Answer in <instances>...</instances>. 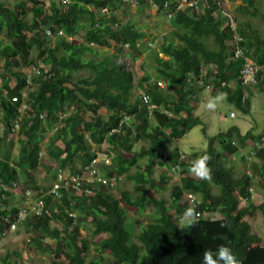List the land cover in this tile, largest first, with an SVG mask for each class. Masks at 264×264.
I'll return each mask as SVG.
<instances>
[{
  "label": "trees",
  "instance_id": "obj_1",
  "mask_svg": "<svg viewBox=\"0 0 264 264\" xmlns=\"http://www.w3.org/2000/svg\"><path fill=\"white\" fill-rule=\"evenodd\" d=\"M131 1L140 9L156 6L165 18L171 15L167 18L171 31L161 38L153 53L155 76H142L137 82L139 90L148 94L149 103L157 107L151 116L139 97L133 98L132 72L117 64V53L101 60L88 58L95 55V48L112 45L118 47L116 52L127 46L131 58L139 54L142 33L113 15L128 4L121 0H69L67 4L15 0L11 7L0 0V183L9 185L20 178L19 200L27 191L40 196L39 192L47 188L36 183L34 171L42 169L46 177L51 176V182L59 169L77 175L97 157L92 145L106 144L110 163L101 161L100 173L107 178L124 176L133 184L134 193L131 196L122 190L114 198L111 191L116 185L114 189L91 187V195L73 190H60L57 198L42 194L49 214L32 216L18 227L29 235L35 252L49 254L51 264H107L97 256L87 260L88 243L80 235L84 222L93 237L105 236L98 241L96 252L108 254V264H200L203 249H214L220 243H227L241 264H264L261 237L245 221L258 209L263 210V206L251 202L252 175L238 177L223 162L224 154L234 155L248 139L256 141L260 137L251 138V132L241 135L235 127L205 137L207 146L199 155L209 157L206 180L187 177L188 166L197 155L179 159L176 147L166 156L160 153L168 140L181 139L199 124V119L192 116L191 103L201 89L222 92L240 112L249 110V101L243 100L244 87L237 80L243 61L232 57L234 34L229 19L233 20L234 14L225 8L223 0H198L197 9L183 10H175L180 0ZM239 1L235 13L258 18L264 28V0ZM27 3L33 14L30 22L25 19ZM104 10L109 15L101 13ZM234 23L237 47L264 69V36L247 20L235 19ZM78 27H83L82 36ZM59 31L63 34L58 35ZM40 63L48 69L39 68ZM24 68L38 69L39 74L31 73L28 82ZM257 80L256 88L264 91V77L259 74ZM198 82L202 85L197 87ZM234 83L237 89L232 92ZM103 110L109 113L107 117L102 115ZM15 123L18 129L14 131ZM44 139L47 142L42 156ZM139 144L145 146L135 150ZM256 155L263 163L262 170L264 152L259 149ZM140 162L142 167L131 172ZM156 166L170 168L171 173L163 172L155 178ZM179 173L184 177L170 187L168 202L150 195ZM185 194L195 197L192 206L180 205ZM240 201H245L244 207H239ZM147 205L154 207V215L144 226L135 221L139 232L134 242V234L126 228V211L139 213ZM193 206L196 223L183 228L180 214ZM10 207L0 190V216L13 221L17 208L8 211ZM71 214L81 218L77 220ZM211 214L218 216L211 218ZM54 223H60L61 228L53 227ZM7 228L1 219L0 240ZM46 239L51 246L43 245ZM0 264L14 262L6 253Z\"/></svg>",
  "mask_w": 264,
  "mask_h": 264
},
{
  "label": "rangeland",
  "instance_id": "obj_2",
  "mask_svg": "<svg viewBox=\"0 0 264 264\" xmlns=\"http://www.w3.org/2000/svg\"><path fill=\"white\" fill-rule=\"evenodd\" d=\"M4 1L11 7L13 6V4H15L14 3L15 0H3V2ZM223 1H224L225 8L234 14V17H233L234 21L235 19L236 21L247 20L251 23V25L254 28L257 29L260 35L264 36V28H263V25L258 20V18L251 17L248 15L241 16L238 13H235L234 11L235 6L241 5V2L239 0H223ZM150 14L151 16H153L154 12ZM32 18H33V14L31 12V6L29 5V3H27L25 19L27 22H30ZM82 29L83 27L77 28L81 36H82ZM69 40L71 39L69 38ZM123 49L126 50V48H123ZM95 50H96L95 55L89 56L88 58H91L93 60H101L103 56H109L115 51L114 48H111V49L95 48ZM139 50H140V46H139ZM153 53L154 51H152V54ZM34 54L35 52L32 50L30 52V57L33 58ZM131 55L132 54H130L128 50L126 52L124 51V53H122V55L117 60L118 61L117 64H122L128 70H131L132 76H133V85H134L133 90H132V96L134 98L138 96L139 88L137 87V82L142 77L141 73L142 71H144V69L140 70V69L135 68L136 67L135 61H129V58ZM38 67L43 68L45 70L48 69V65L42 64V63L38 64ZM32 70H33L32 68L22 69V71L25 72L26 74H30ZM217 96H220V95L218 94ZM222 102L223 100L220 101V105L216 108L215 110L216 113L214 114V117H212V122H210V124L208 121L204 120L201 125L200 124L195 125L194 126L195 128L193 129L191 128L192 130L187 135H185L183 138H181L180 142L179 141L177 142L175 140H168L163 146V148L160 150V153H162L163 156H166L169 152L173 151L174 147H176L178 148V150L180 149L179 151H182L185 154H195L198 156L200 153H202L203 150L206 149V146H207V141L206 139H204V133L208 136H212L220 131H224L225 129H227L228 125L231 123L237 124L238 122H240V127L242 129H248L249 127L252 126L255 128L254 130H257L258 132V128L260 127V123L262 122V118L264 117V105L261 102H258L257 104L256 102H254L249 112L245 114L244 118L241 112L237 110V108H235L232 104L227 105L226 103L224 102L222 103ZM229 111L237 116L236 119L231 120L228 117H226V119L224 118L219 119L218 112H221V113L225 112L226 115H228ZM21 112L24 113L23 109H21ZM108 114L109 113L107 111L105 110L102 111V115L104 117H107ZM12 140H13V146H14L13 149H14L16 148V135L12 136ZM46 142H47V139H44L43 142L41 143V148H42L41 155L42 156H44L43 154H44V147L46 145ZM103 145L99 147H95L94 145H92V150L97 153L99 162L105 160L110 163L109 157L111 155L108 151L109 148L106 144H103ZM141 145L145 146L144 144H139L135 147V150H139V147ZM15 154H16V151L13 150L12 157H15ZM179 154L183 156V158H180V155H179V159H185L183 153H179ZM226 158L224 157L223 162L225 164H228L227 162L228 160ZM254 158H255L254 161L251 160L252 163L254 162L255 164L259 165L258 167H260L261 161L258 160L256 157ZM247 161L250 162L249 160ZM250 165L251 163H247L243 165L236 172V176L241 177L242 175L249 173ZM141 167H142V164L140 162L138 166H134L131 168V172L138 170ZM163 172L171 173V169L167 168L164 170V168H161L160 166H156L153 170L152 176L156 178L160 173H163ZM20 174L21 173H19V175ZM33 175L38 185L44 186L45 188H47V190L49 189V186L51 184V178L49 179V177L51 176L48 175L47 176L48 178H47L45 176V172L42 169H37L36 171L33 172ZM182 177L184 176L181 175V173L173 174V177L169 178V180L166 183V186H164L162 190H158L156 192L150 191V195L153 196L154 198H157V199L161 198V199H164L166 202H168L170 200L169 198L170 187L173 184L179 183ZM187 177L190 179H198V177L192 175L191 173H189ZM119 178L120 180L117 183V187L116 189L111 191V195L114 196V198H118L119 193L122 190L128 191L131 194V196L134 195L133 184L127 179H125L124 176H120ZM19 180L21 181L20 178ZM20 181L18 182L21 184L22 181L21 182ZM254 182L255 183L260 182V183H263V185L259 186L258 190H256V188L251 189V192H250L251 202L253 206H256V207L263 206V210L261 211L258 209L254 217L245 218V221L250 225L252 232L259 235V237H261L262 245L264 246V187H263L264 186V175L262 178L254 179ZM19 183H18V188L15 191V193L17 194L21 192V188H22L19 185ZM47 190H44V191H47ZM212 190L214 193L217 192L215 188H212ZM31 193L33 194V191ZM179 203L182 206H187V202L185 201L184 197L180 200ZM8 204L11 206L16 205L14 198L10 197L8 199ZM245 204H246L245 201H240L239 207L240 208L244 207ZM153 212H154V207L150 205L145 206L144 210L139 213L134 212L133 210H130V209L126 211V228L128 231L130 232L132 231V233L134 234V237L132 238L134 242L136 241L135 235H137L139 232V225H142V226L146 225L150 221V218L154 215ZM209 216H211V218H217L218 215L211 214ZM75 217L77 218V220L81 218L77 214L75 215ZM135 221H137L139 225L136 224ZM83 225L84 227L80 229V235L88 243L87 260L93 259L95 256H97V257L102 258L105 262L107 261V264H108L109 261L111 260L109 255L108 254L100 255L96 252L98 241L100 240V238L102 239L105 236L100 235V236L93 237L91 235L89 224L84 222ZM53 227H55L56 229H60L61 224L54 223ZM28 239H29V235L21 227H18L15 232L7 234L0 243V259L1 257H4L6 253H8L10 254V257L12 261L14 262V264H51V259H50L49 254H41V253L35 252L34 246L32 245V243L29 242ZM51 244H52L51 241L47 239L44 240V243H43L44 246L46 245L51 246Z\"/></svg>",
  "mask_w": 264,
  "mask_h": 264
},
{
  "label": "crops",
  "instance_id": "obj_3",
  "mask_svg": "<svg viewBox=\"0 0 264 264\" xmlns=\"http://www.w3.org/2000/svg\"><path fill=\"white\" fill-rule=\"evenodd\" d=\"M152 12H154L153 16H151V14H150ZM101 13H103V14L105 13V14L109 15L107 10H104ZM113 15L117 18V20L120 23L133 24L134 25L133 28L135 30L139 31L140 33H142L143 38L139 41L138 47H137L139 50V46H140L139 54L136 56L134 55L135 58L130 57L129 61H135V63H136L135 68L136 69H140V70L144 69V71H142V73H141V76H155L152 51H154V49L157 50V47L159 45L161 38L164 36H167L170 33L171 26H170L169 20L167 18H165L162 13L157 12V10L155 8H152L150 6H148V7L145 6V7L140 9L138 7H131L129 5H122L120 8L113 11ZM111 48L115 49L114 53H117V55H118L117 60L122 55V53H124V51L125 52L127 51L126 47H122L119 52H116V49L118 47H116L114 45H112L110 48H107V49H111ZM123 48H126V50ZM114 53H112V54H114ZM158 56L161 57L162 59H165V60L167 59L166 57H164L161 54H159ZM199 84L202 85L201 82H198L197 87L199 86ZM236 85L237 84H235V83L232 84V92L237 89ZM258 89H260V88L247 87V88H244V90H243V98H244L243 100L249 101V110L251 109L254 102H256V104L258 102H261L264 105V91H259ZM218 94L221 96V99L219 101H217L216 107L212 110H206L204 108V104L207 102V100L209 98H215V97H217ZM221 100H223V102L226 103L227 105L230 104L229 102H227L228 100L226 99V95L224 93L212 91V89L210 87H206L204 89H201L200 91H197L195 93V95H193V102L191 103L192 116L197 117L199 119L200 125L202 124V122L204 120L208 121L210 124V122H212V117H214V114L216 113L215 110L220 105ZM233 100L234 99L231 98V101H233ZM249 110L247 111V113L249 112ZM231 113L232 112L229 111L228 115H226L225 112L224 113L218 112L219 119H221V118L226 119V117H228L231 120L236 119L237 116L233 113H232L233 117H230ZM241 114L244 118L246 112L245 113L241 112ZM219 121H221V120H219ZM241 121H242V119H241ZM194 126H192L191 128L192 129L195 128ZM231 127L237 128L241 135H244L247 132H251V136H252L251 138L260 137V138L264 139V117L262 118V122L260 123V127L258 128V132H257V130H254L255 128L252 126L249 127L248 129H242L240 127V122H238L237 124H235V123L229 124L227 129H225L224 131H220L218 133L225 132ZM191 128L189 129V131L185 135H187L192 130ZM218 133H216V134H218ZM216 134H214L212 136H208L204 133V139H206L205 137H213ZM184 136H182L181 138H183ZM186 138H187V136H186ZM180 140L181 139H178L177 142L178 141L180 142ZM252 142H253L252 139H248L244 143V145L238 150V152L236 154L230 155V156L224 154V157L225 158L227 157L226 159L228 160L227 161L228 164H225V165L228 168H232L235 173L243 165H245L247 163H251V165L249 167V173H246V174L252 175L253 186L251 187V189L256 188V190H258L259 186L263 185V183H260V182L255 183L254 179L262 178L264 175V173H263L264 169L259 170V169L263 168L262 167L263 163H262L261 159L256 157L257 156L256 154L251 159H247V157H246L248 155V152L251 149ZM218 149H220L219 146H218ZM262 151L264 152V144L262 146ZM179 153H183L185 158H188V157L195 155V154H185L182 151H179ZM254 157H256L258 160L261 161L260 167H258L259 165L255 164L254 162L252 163V161H254V159H255ZM247 160H249L250 162H248Z\"/></svg>",
  "mask_w": 264,
  "mask_h": 264
},
{
  "label": "built area",
  "instance_id": "obj_4",
  "mask_svg": "<svg viewBox=\"0 0 264 264\" xmlns=\"http://www.w3.org/2000/svg\"><path fill=\"white\" fill-rule=\"evenodd\" d=\"M59 1V3L67 4L69 3V0H56ZM123 3L128 4L131 7H136V2H133L131 0H121ZM200 1V0H199ZM197 2L191 1L187 2L186 0H180L175 5V10H183L185 8H194L197 9ZM167 3H164L163 6L166 7ZM157 10L156 6H153ZM171 15H168L167 18H170ZM229 26L230 30L233 31L234 39H233V55L232 57L234 59H240L243 61L242 67L239 71V75L237 77V80L239 82V85L241 87L247 88V87H256L258 84L257 76L261 74V76L264 77V69L260 66H258L256 63L253 62L252 59H250L248 56L244 55V52L241 48L237 47L238 37L235 35V23L234 20L229 19ZM47 35L50 33L47 32ZM58 35H62L63 33L59 31L57 33ZM126 47V46H125ZM31 73L39 74L38 69L32 68ZM30 73V74H31ZM30 74H27L28 82L30 80ZM158 87L164 88V85L161 82L156 83ZM23 96H25L23 94ZM138 97L140 99V102L142 105H145L148 110V115L151 116L152 110L156 109L157 107L154 105H151L150 99L148 94H146L143 90L138 91ZM244 99V98H243ZM14 100V99H13ZM24 109V106H22ZM21 111V110H20ZM166 113V112H165ZM230 117H233V114H230ZM128 120L125 118V121ZM121 123V122H120ZM18 129L17 123L14 125V131ZM90 141V140H89ZM92 144V143H91ZM264 144V139L260 138L259 140L253 141L251 145V149L248 152V155L246 156L247 159H251L256 152L262 148ZM180 158H183V156L180 155ZM105 164H109L108 161H105ZM101 163V161H98V157H95L92 159L89 164L84 166L80 173L77 175H70L68 171L59 169L56 172V179L51 182L49 189L46 192L40 191V196H36L35 192L33 194L32 191H27L23 197V203L17 208L16 215H14L13 221H9L7 217L2 218L0 216V219H3L5 223L8 224V228L1 234V241L5 238L7 234L13 233L17 230L18 225L25 220L31 218L32 216H43L49 214L48 209H45L44 202H43V196L42 194H46L57 198L59 196V191H70L73 190L76 193H84L85 195H91L92 189L91 187L95 186H104L108 187L110 189H114L117 185L118 181L120 180L119 177L113 176L111 178H107L103 176L99 169L98 165ZM18 188V184L16 182H12L11 184H0V190H1V197L4 199L6 197V194L13 193L16 194L15 191ZM184 199L187 202L188 206H192L195 203V198L192 194H185ZM73 218H76L75 215H70Z\"/></svg>",
  "mask_w": 264,
  "mask_h": 264
},
{
  "label": "clouds",
  "instance_id": "obj_5",
  "mask_svg": "<svg viewBox=\"0 0 264 264\" xmlns=\"http://www.w3.org/2000/svg\"><path fill=\"white\" fill-rule=\"evenodd\" d=\"M220 99H221V96H217L215 98H209L207 102L204 104V108L206 110L214 109L216 107L217 101H219ZM208 159L209 157L207 156V154H202V155L197 156L195 159H193L190 162L188 166L189 173H191L192 175L200 179H204V180L208 179V176H209V169L207 166ZM16 183L18 184V182ZM19 194L21 193H18V194L8 193L6 194V197L4 198V200H8L10 197L14 198V201L16 202L17 206L16 205L14 206L10 205V206L14 208H18L23 203V199L19 200L17 197V195ZM11 207L6 208V209L8 211H11L12 209ZM14 215H16V213ZM2 218H5V217H2ZM7 218L9 221H11L9 217ZM179 219H180V224L183 228H188L194 225L197 220V213L195 211L194 206L186 207L180 214ZM200 264H241V262L236 256V254L233 252L232 248L227 243H220V244H217L214 249H211V248L203 249L201 256H200Z\"/></svg>",
  "mask_w": 264,
  "mask_h": 264
}]
</instances>
